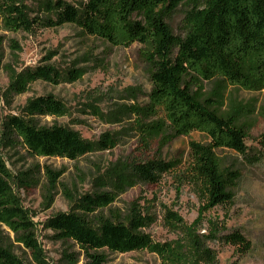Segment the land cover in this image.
Listing matches in <instances>:
<instances>
[{"label":"trees","instance_id":"1","mask_svg":"<svg viewBox=\"0 0 264 264\" xmlns=\"http://www.w3.org/2000/svg\"><path fill=\"white\" fill-rule=\"evenodd\" d=\"M47 8L52 15L28 18L23 0H0V21L10 31L72 23L83 34L114 47L138 43L140 57L148 66L150 91L145 105L134 109L148 121L141 122L146 127V140L158 138L165 144L192 132L208 139L189 142L188 161L178 174L179 183L192 186L201 201L198 217L187 225L176 212H163L168 228L184 235V250L177 241H153L142 231L156 221L152 204L143 205L144 209L133 201L125 213L110 208L129 186L156 183L176 168L177 161L161 158L116 166L105 183L110 189L82 194L75 199L72 211L54 214L46 221L47 226L60 239L71 240L83 254L85 264H104L106 258L101 251L105 249L117 253L147 250L162 264H189L193 254L217 264L216 253L206 241L218 239L247 252L250 242L237 230L225 232L223 224L212 222L206 233H200L196 225H200L204 212L234 201L233 189L240 172L223 165L217 150L234 151L250 163L261 159L247 152L245 139L250 126L242 119L249 107L234 104L224 110L222 106L227 87L264 91V0H85L78 6L56 0ZM177 11L182 14L181 34H175L170 25ZM26 76L29 82L40 79L54 83L61 77L49 65L27 70ZM72 77H78L76 71ZM208 84L214 86L211 94L206 92ZM25 110L22 117H8L4 132L9 141L19 143L31 156L77 160L96 148L67 127L37 124L36 117L66 113L54 96L28 99ZM258 142L264 147V132ZM105 146H112L109 139ZM44 172L50 204L61 173L49 167ZM31 178L29 186L37 182ZM9 180L0 157V264H25L13 253L12 241L35 253L39 247L33 222L11 194Z\"/></svg>","mask_w":264,"mask_h":264},{"label":"rangeland","instance_id":"2","mask_svg":"<svg viewBox=\"0 0 264 264\" xmlns=\"http://www.w3.org/2000/svg\"><path fill=\"white\" fill-rule=\"evenodd\" d=\"M56 0H23L28 18H45L53 13L48 4ZM78 6L85 0H65ZM181 11L171 17L175 34H181ZM140 45L114 47L107 42L83 34L79 27L65 23L56 27L34 26L30 31H10L0 21V157L10 175L11 194L27 210L34 225L38 252L12 241V251L25 264H85L83 254L71 240H62L46 224L49 217L73 210L74 201L84 193L107 191L106 183L113 169L125 162L161 158L177 161L172 171L156 183L138 182L120 193L111 203V210L126 212L128 204L138 201L144 209L152 204L156 221L142 229L153 241H177L184 250V235L172 231L164 221L165 209L176 212L189 225L198 217L201 201L189 184H180L178 174L188 161L190 141L208 142L206 136L192 132L161 144L158 138L146 140V127L134 106L148 100L150 82L148 66L140 57ZM61 75L57 82H29L26 71L47 66ZM73 69V70H70ZM76 71L78 77H72ZM213 93L214 86H205ZM52 95L60 101L66 113L62 116L36 117L39 126H59L74 130L95 144V149L77 160L59 157L31 156L16 141H9L4 132L11 115L24 116L28 99ZM234 104L249 107L242 121L250 126L245 139L248 155L261 159L250 163L228 149L217 150L223 165L240 172L235 185L234 201L218 205L202 214L198 232L206 233L210 224L225 226V232L237 230L250 242L242 252L238 246L222 239L207 240L217 257V264H264V147L258 137L264 132V91H247L227 87L225 110ZM246 111V110H245ZM111 147H106V140ZM97 144V146H96ZM60 172L53 198H46L45 168ZM29 177L37 182L29 186ZM107 214L108 210L105 209ZM222 225V226H223ZM104 264H162L160 258L147 250L125 253L101 251ZM189 264H209L193 254Z\"/></svg>","mask_w":264,"mask_h":264}]
</instances>
